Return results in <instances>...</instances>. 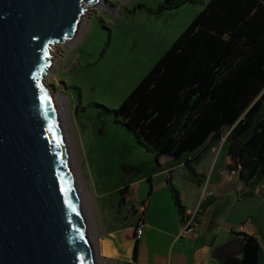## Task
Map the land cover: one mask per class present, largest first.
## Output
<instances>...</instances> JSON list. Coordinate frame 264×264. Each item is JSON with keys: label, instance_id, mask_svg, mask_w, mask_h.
<instances>
[{"label": "trees", "instance_id": "1", "mask_svg": "<svg viewBox=\"0 0 264 264\" xmlns=\"http://www.w3.org/2000/svg\"><path fill=\"white\" fill-rule=\"evenodd\" d=\"M191 1L163 0L154 11ZM101 107L138 145L154 153L156 164L164 156L177 160L188 154L186 169L196 177L193 164L225 137L227 170L246 186L260 184L264 180V0H208L118 107ZM168 184L182 214L179 192L169 180ZM127 190L124 185L115 191L119 201ZM142 222L143 214L138 224ZM241 234L240 253H224L220 264H258V238ZM136 253L137 243L133 260Z\"/></svg>", "mask_w": 264, "mask_h": 264}, {"label": "water", "instance_id": "2", "mask_svg": "<svg viewBox=\"0 0 264 264\" xmlns=\"http://www.w3.org/2000/svg\"><path fill=\"white\" fill-rule=\"evenodd\" d=\"M99 1L0 0V264H97L44 78Z\"/></svg>", "mask_w": 264, "mask_h": 264}, {"label": "rangeland", "instance_id": "3", "mask_svg": "<svg viewBox=\"0 0 264 264\" xmlns=\"http://www.w3.org/2000/svg\"><path fill=\"white\" fill-rule=\"evenodd\" d=\"M162 1L101 0L86 9L79 35L51 48L55 67L45 76V83L62 97L97 264H114L101 249L104 232L118 229L119 245L123 248L128 243L132 209L128 190L123 201L115 191L144 171H158L154 153L138 145L134 136L101 106L117 108L208 0H192L155 12ZM222 143L226 144L225 137L217 145ZM257 194L264 198V180ZM241 204L227 202L226 214H251L254 223L263 224L257 198ZM240 206L243 211H239Z\"/></svg>", "mask_w": 264, "mask_h": 264}, {"label": "crops", "instance_id": "4", "mask_svg": "<svg viewBox=\"0 0 264 264\" xmlns=\"http://www.w3.org/2000/svg\"><path fill=\"white\" fill-rule=\"evenodd\" d=\"M226 152L227 143H222L203 153L201 159L193 164L196 177L186 169L184 159L190 157L187 154L177 160L161 157L156 164V173L144 171L138 178L130 180L128 204L132 209L128 243L123 248L119 245L118 229L104 232L101 249L106 257L114 264H220L224 253H240L241 233H247L258 238V264H264V245L260 242L264 222L257 225L251 214H226L227 202L234 204L235 200V205L239 206L247 199L257 198L260 203L257 211L264 219V198L257 194L259 184L246 186L227 170ZM168 180L179 192L184 208L182 214L174 204ZM239 211H243V206ZM142 214L143 228L137 236L135 229ZM192 215L196 217L192 230L183 233V226ZM240 224L245 226L244 232L236 230ZM135 243L137 253L133 260Z\"/></svg>", "mask_w": 264, "mask_h": 264}, {"label": "bare ground", "instance_id": "5", "mask_svg": "<svg viewBox=\"0 0 264 264\" xmlns=\"http://www.w3.org/2000/svg\"><path fill=\"white\" fill-rule=\"evenodd\" d=\"M101 1V0H100ZM100 1L95 4V5H98L100 3ZM94 5V6H95ZM91 7V6H88L87 9ZM85 17V15H84ZM83 17V19H84ZM83 22V21H82ZM82 25V24H81ZM83 26V25H82ZM82 26L79 27V29L77 30V32L75 33V35L69 39V40H66L62 43H66V42H70L72 41L77 35H79L78 33L80 32ZM54 62L51 64L50 68L48 69V72H47V75H50L53 70H54V67H55V64ZM46 79L44 78V81ZM52 95V98H53V102H54V105H55V109H56V114H57V117H58V121H59V124H60V128L62 130V134H63V138H64V142H65V145H66V149H67V152H68V157H69V160H70V163H71V166H72V169H73V174H74V177H75V180H76V183H77V186H78V192H79V195L80 196V200H81V197H82V184L79 180V177H78V171L77 169L74 167V163H73V159H72V151L70 149V145H69V138H68V134H67V130H66V125H67V122H66V114H65V110H64V106L62 104V97L60 96V94H56V93H51ZM57 101V103H56ZM59 113V114H58ZM92 195V194H91ZM83 198V197H82ZM83 200V199H82ZM81 203H83L81 201ZM83 206V204H82ZM83 210H84V206H83ZM85 212V211H84Z\"/></svg>", "mask_w": 264, "mask_h": 264}, {"label": "built area", "instance_id": "6", "mask_svg": "<svg viewBox=\"0 0 264 264\" xmlns=\"http://www.w3.org/2000/svg\"><path fill=\"white\" fill-rule=\"evenodd\" d=\"M194 216H195V215H192L191 217H189V218L186 220V222H185V224H184V226H183V229H182V232H183V233H188V232H190V231L192 230L193 223H194ZM142 228H143L142 223H141V224H138V226H137L136 229H135V233H136L137 236H139V235L141 234V232H142ZM236 230H237L238 232H244V231L246 230V228H245V226H243V224H240V225H238V226L236 227Z\"/></svg>", "mask_w": 264, "mask_h": 264}]
</instances>
